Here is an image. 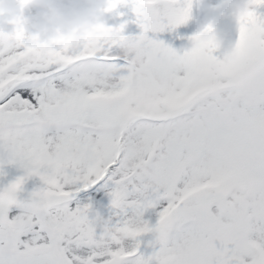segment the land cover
<instances>
[{
  "label": "snow or ice",
  "instance_id": "6c2138e0",
  "mask_svg": "<svg viewBox=\"0 0 264 264\" xmlns=\"http://www.w3.org/2000/svg\"><path fill=\"white\" fill-rule=\"evenodd\" d=\"M121 5L140 29L123 55L100 35L47 53L21 31L0 42V175L23 169L0 187V264H264V0L238 21L226 67L211 44L177 66L149 35L184 24L191 0L109 10ZM32 176L47 195L25 211L17 193ZM101 181L103 240L91 204L68 203ZM11 205L21 211L9 219Z\"/></svg>",
  "mask_w": 264,
  "mask_h": 264
},
{
  "label": "clouds",
  "instance_id": "9594fccd",
  "mask_svg": "<svg viewBox=\"0 0 264 264\" xmlns=\"http://www.w3.org/2000/svg\"><path fill=\"white\" fill-rule=\"evenodd\" d=\"M112 0H0V42L11 43L10 33L21 31L25 42L42 53L51 51L54 46L65 49H78L86 39L97 35L116 42L123 51H135L139 41L133 34H125L119 28L120 22L111 25L106 22ZM123 2V0H117ZM192 7L187 21L194 20L195 28L188 40L179 48H173L172 62L183 67L187 63L185 53L193 48L211 44L221 66L226 67L235 58L236 39L232 37L227 25L218 26L227 19L237 29L238 21L243 19L252 7V0H191ZM193 6L202 12L196 20L192 15ZM30 10V11H29ZM186 21V22H187ZM185 22V23H186ZM103 26V27H101ZM47 193L36 188L23 200L25 211L39 208ZM94 229L101 240L111 236L109 217L97 209H91ZM101 241H96L99 244Z\"/></svg>",
  "mask_w": 264,
  "mask_h": 264
},
{
  "label": "rangeland",
  "instance_id": "374dc122",
  "mask_svg": "<svg viewBox=\"0 0 264 264\" xmlns=\"http://www.w3.org/2000/svg\"><path fill=\"white\" fill-rule=\"evenodd\" d=\"M219 0H211V3L215 4L218 3ZM30 11V10H29ZM122 12L124 13L123 16L116 15V12ZM258 12L264 14V8L257 9ZM192 15L196 18V20H199L202 18V12L195 6H193L192 9ZM132 19V13L131 10L121 5L117 10L107 13L106 14V22L111 25H116L123 20H129V23L126 25L125 28V34H137L140 29L139 27L131 22ZM227 25L231 31V35L233 39L236 36V32L234 27L232 26L231 22L227 19H224L220 22V25L218 26H225ZM195 28V21L189 20L184 24L177 25L175 28L169 29L165 28L161 32L157 33H149L150 36H153L156 39L164 41L166 44L170 45L173 48H179L181 45L185 44L188 40V37L192 34L193 30ZM113 52L116 55H123V50L119 48L118 46H113ZM214 55H218L217 52H214ZM2 172L3 175H0V185H6L15 177L23 174V169L20 168L17 164H8L5 163L2 166ZM33 184L40 185L41 181L39 180V177L32 176L25 180L22 187H31ZM109 196H108V189L103 186V183L99 184L95 190L83 194L80 196V198L69 204L70 208H74L77 203L84 204L89 203L91 204V207L93 209H97L100 212L104 213L106 216L110 214V209L108 207L109 205ZM214 210V207H213ZM21 211L18 207H13L9 209V219H11L13 216L19 214ZM91 214V213H90ZM143 218L149 220L150 223H154L155 221V211L153 209H146ZM34 227H38L35 226ZM41 236L44 237V240H38L37 243L41 242H47V236L46 233L41 231ZM32 233L22 234L20 239L21 241L28 240L31 241ZM20 247L22 248L23 245L21 244Z\"/></svg>",
  "mask_w": 264,
  "mask_h": 264
},
{
  "label": "water",
  "instance_id": "95a60500",
  "mask_svg": "<svg viewBox=\"0 0 264 264\" xmlns=\"http://www.w3.org/2000/svg\"><path fill=\"white\" fill-rule=\"evenodd\" d=\"M77 194H78V192L77 193H73V199L77 196ZM73 199H71V200H73ZM71 200H69V201H71Z\"/></svg>",
  "mask_w": 264,
  "mask_h": 264
}]
</instances>
